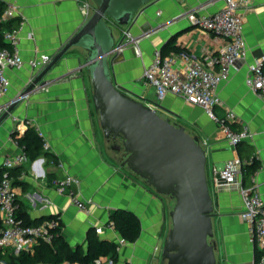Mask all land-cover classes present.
Listing matches in <instances>:
<instances>
[{"label": "crops", "instance_id": "obj_1", "mask_svg": "<svg viewBox=\"0 0 264 264\" xmlns=\"http://www.w3.org/2000/svg\"><path fill=\"white\" fill-rule=\"evenodd\" d=\"M87 1L92 3L91 0H0V13L9 2L20 8V14L2 26L1 32L20 28L19 46L26 60L40 54L53 56L86 20L82 5ZM249 2V8L242 10L247 61L219 84L217 92L222 105L215 108L219 118L227 109L235 112L234 128L248 125L251 135L237 146L228 142L219 122L202 107L173 94L157 100L155 87L144 77L154 50L162 49L172 38L180 48L179 52L186 51L198 59H203L207 52H217L225 38L192 25L188 13H213L222 7L223 0L151 1L130 31L137 36L142 32L140 26L146 22L163 24L162 27L139 38L136 43L124 41L112 64V77L119 87L148 104L157 103L158 111H165L187 123L191 134L199 136L206 149L214 204L212 240L217 243V264H252L261 254L250 240L247 222L239 215L243 208L242 186L255 185L264 200V94L249 89L245 83L247 62L264 57V0ZM113 29L116 41L122 42L128 26L113 24ZM136 45L140 55L136 54ZM79 48L73 47L62 58L48 76L55 78L53 81L26 96L0 125V174L3 158L23 151L13 135L15 128L22 118L32 119L43 132L49 148L43 147V154L13 168L11 176L17 190L20 218L36 224L57 217L65 239L73 247L86 250L88 236L92 230L96 232L98 226L103 227L102 232H96L101 238L114 242L122 238L107 221L115 209L124 208L139 216L141 232L135 241H126L120 246L115 264H166L162 251L172 227V202L123 164L125 150L112 148V143H119L120 138L114 142L104 136L93 102L89 72L86 68L80 69L85 54ZM7 75L11 87L0 97V103L23 90L34 71L25 65L20 69H8ZM253 156L258 159V167L243 179L241 185L216 183V174L228 160L240 157L246 163ZM65 174L80 178L78 188L89 211L79 209L70 197L52 187V180ZM2 264L7 263L3 261Z\"/></svg>", "mask_w": 264, "mask_h": 264}, {"label": "water", "instance_id": "obj_2", "mask_svg": "<svg viewBox=\"0 0 264 264\" xmlns=\"http://www.w3.org/2000/svg\"><path fill=\"white\" fill-rule=\"evenodd\" d=\"M93 1V12L49 63L15 97L0 103V125L26 96L55 79L48 76L73 47L82 48L86 54L80 69L89 72L104 136L114 142L120 138L121 143L112 144V148L125 150L123 164L158 193L174 199L172 227L162 251L166 264H217L208 159L199 136L162 117L143 99L125 92L112 77V64L124 45L116 41L113 24L131 29L153 0ZM162 25L146 22L140 26L142 32L128 42L150 35ZM216 178L223 183L219 173Z\"/></svg>", "mask_w": 264, "mask_h": 264}, {"label": "built area", "instance_id": "obj_3", "mask_svg": "<svg viewBox=\"0 0 264 264\" xmlns=\"http://www.w3.org/2000/svg\"><path fill=\"white\" fill-rule=\"evenodd\" d=\"M154 1V0H153ZM249 0H223L221 8L213 13L198 14L196 11L188 13L190 22L197 27L209 30L215 34L222 35L225 42L217 52H207L203 59L191 56L186 51L179 53L163 54L161 49L153 52L151 63L144 71L147 82L155 87L157 100L164 99L168 94L183 97L187 102L198 105L211 118L217 120L228 142L237 146L241 141L251 135L248 125L243 124L240 128H234L237 116L234 111L227 109L225 115L219 118L215 108L222 105L217 89L221 82L227 80L233 70H237L247 61L248 50L244 37V13L248 9ZM94 6L90 1L84 2L82 12L87 18ZM20 14L19 6L9 2L0 13V24L8 22ZM20 28L3 31V40L9 46L0 47V97L6 95L11 87L10 78L7 75L8 69H20L28 65L34 74L39 72L51 60L49 54H40L29 60L23 58L19 46ZM123 41L134 39L130 29L123 32ZM134 40L133 43L137 42ZM121 49V48H120ZM136 54L141 51L136 45ZM247 73L245 83L249 89L264 94V57H259L247 62ZM157 108V103H150ZM0 107V113L2 112ZM33 126L43 141L44 149L49 144L43 132L34 124L32 119L24 117L14 132L24 133ZM29 160L24 151L7 155L3 158V172L0 175V251L8 250L15 254L22 251L32 252L34 246L40 242H52L55 230L60 227L57 217L44 219L36 224H26L19 217V204L17 201V190L9 169L15 166H23ZM243 161L240 157L228 160L219 171L220 178L215 181L220 184H242L244 179ZM24 174V173H23ZM80 178L75 175L65 174L52 180V187L60 194L70 197L72 202L81 210L89 211L87 201L83 200L79 190ZM243 208L240 217L248 224L250 240L258 246L260 256L252 264H264V200L259 189L254 185L250 188L241 187ZM114 228L113 224H108ZM96 232L103 230L102 226L96 227ZM126 242L123 237L118 240L117 249ZM99 264H115V261L108 257H99L96 260ZM3 261H0L2 264ZM63 264H86L77 261H65Z\"/></svg>", "mask_w": 264, "mask_h": 264}, {"label": "trees", "instance_id": "obj_4", "mask_svg": "<svg viewBox=\"0 0 264 264\" xmlns=\"http://www.w3.org/2000/svg\"><path fill=\"white\" fill-rule=\"evenodd\" d=\"M11 21L9 20L4 24H0V47L9 46V43L3 40L1 28ZM7 28L10 29V25H8ZM173 39L174 38H172V41ZM172 41L161 49L163 54L166 55L171 51H180V48ZM13 135L30 159H35L45 152L42 138L33 126H29L23 134L13 132ZM257 167L258 159L256 156H253L249 161H246L244 165V178L247 179ZM12 172L13 168L9 169L10 175ZM13 183L15 184V182ZM23 222L26 224H35V222L28 220ZM110 223L113 224L114 228L120 232L126 241H135L140 235V218L130 210L124 208L115 209L108 217L107 224ZM99 257H108L117 262L119 259L117 243L112 240L101 238L92 230L88 236V246L86 250L79 246L73 247L61 234L60 227L55 230L52 242H40L34 246L32 252L22 251L19 254H15L8 250L0 251V261L3 260L7 264H63L65 261L99 264L96 262Z\"/></svg>", "mask_w": 264, "mask_h": 264}, {"label": "rangeland", "instance_id": "obj_5", "mask_svg": "<svg viewBox=\"0 0 264 264\" xmlns=\"http://www.w3.org/2000/svg\"><path fill=\"white\" fill-rule=\"evenodd\" d=\"M91 1H92L93 6H94V9H95L96 5H95V3H94L93 0H91ZM92 12H93V11H92ZM79 49H80V48H79ZM82 51H83L84 54H86V51H85V50L82 49ZM158 112H159V114H160L162 117H164V118H168L172 123H175V124H178V125H183V126L186 128V130L190 132L189 129H191V128H190L189 126H187V123L183 122L181 119L177 118V117L174 116V115L168 114V113H166L165 111H162V110H159ZM190 133H191V132H190ZM119 143H121V140L119 141ZM112 144H113V143H112ZM122 160H124V158H122ZM167 196H168V198L171 200V202H172V206H173V205H174V199H173L171 196H169V195H167Z\"/></svg>", "mask_w": 264, "mask_h": 264}]
</instances>
